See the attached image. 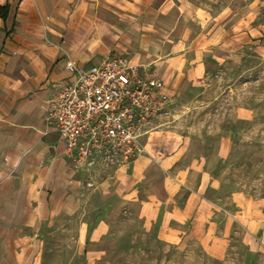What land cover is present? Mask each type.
<instances>
[{"label":"crops","instance_id":"obj_1","mask_svg":"<svg viewBox=\"0 0 264 264\" xmlns=\"http://www.w3.org/2000/svg\"><path fill=\"white\" fill-rule=\"evenodd\" d=\"M217 3L0 0V7H8L6 17L0 16V264H46L49 252L63 251L49 241L65 230L52 226L75 217L88 183L86 173L93 172V165L78 164L68 154L55 123L48 119L49 101L70 79L67 62L88 69L117 55L165 76L167 93L186 77L202 80L206 51L239 40L221 22L224 15L214 12ZM249 35L256 38L253 29ZM180 59L181 65L176 62ZM214 59L219 61L220 56ZM169 142L165 134H151L145 152L127 161L128 179L117 183L122 193H132L150 168L158 165L165 170L166 200L144 202L140 209L142 218L161 220L162 225L191 219L200 212L202 191L218 188L214 186L218 180L201 163L194 170L195 182L183 210L167 209L183 184L163 167L166 161L161 156L172 160L179 149V143ZM230 142L225 138L227 147ZM75 234L85 249L88 237L94 241L103 230L85 228Z\"/></svg>","mask_w":264,"mask_h":264},{"label":"rangeland","instance_id":"obj_2","mask_svg":"<svg viewBox=\"0 0 264 264\" xmlns=\"http://www.w3.org/2000/svg\"><path fill=\"white\" fill-rule=\"evenodd\" d=\"M215 11L238 42L208 49L206 75L199 81L186 77L170 89L169 102L142 138L146 144L158 132L169 145L179 143L172 160L161 156L163 167L183 183L167 209L183 210L201 163L218 188L202 191L200 212L191 219L162 225L142 218L140 209L144 202L166 200L165 170L153 166L136 191L122 193L117 183L128 179L127 161L97 157L93 172L86 170L75 217L52 226L65 230L49 241L63 251L49 252L46 264H264V0H218ZM252 29L256 38L247 37ZM85 228L103 234L88 237L82 249L75 233Z\"/></svg>","mask_w":264,"mask_h":264},{"label":"built area","instance_id":"obj_3","mask_svg":"<svg viewBox=\"0 0 264 264\" xmlns=\"http://www.w3.org/2000/svg\"><path fill=\"white\" fill-rule=\"evenodd\" d=\"M66 70L70 79L49 101L48 119L76 163L142 155L146 126L170 100L165 82L117 55L88 69L67 62Z\"/></svg>","mask_w":264,"mask_h":264},{"label":"trees","instance_id":"obj_4","mask_svg":"<svg viewBox=\"0 0 264 264\" xmlns=\"http://www.w3.org/2000/svg\"><path fill=\"white\" fill-rule=\"evenodd\" d=\"M8 14V7H0V16H2L3 18L6 17V15Z\"/></svg>","mask_w":264,"mask_h":264}]
</instances>
